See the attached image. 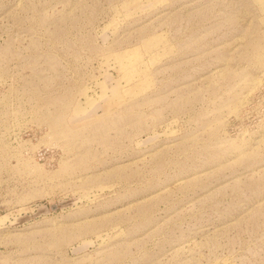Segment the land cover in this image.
<instances>
[{"label": "rangeland", "instance_id": "374dc122", "mask_svg": "<svg viewBox=\"0 0 264 264\" xmlns=\"http://www.w3.org/2000/svg\"><path fill=\"white\" fill-rule=\"evenodd\" d=\"M0 264H264V0H0Z\"/></svg>", "mask_w": 264, "mask_h": 264}]
</instances>
